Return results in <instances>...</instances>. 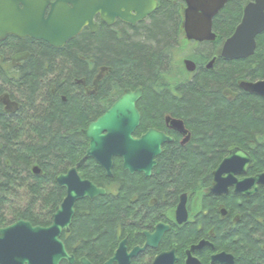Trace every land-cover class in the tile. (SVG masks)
<instances>
[{
	"label": "trees",
	"instance_id": "trees-1",
	"mask_svg": "<svg viewBox=\"0 0 264 264\" xmlns=\"http://www.w3.org/2000/svg\"><path fill=\"white\" fill-rule=\"evenodd\" d=\"M236 1L229 0L214 18L215 31L220 36H230L240 21L241 6L236 7ZM166 8L161 4L149 25L104 29L97 34L81 32L60 49L42 42H35L36 46L31 40L12 42L7 39L0 43V227L17 218L33 225L51 223L55 207L64 197V191L55 185L54 177L67 168L66 163L83 154L87 142L83 129L122 91L117 82L120 73L125 74L127 81L137 82L143 88V97L138 102L142 112L149 94L166 93L168 86L162 85L167 84L163 76L171 57L170 48L173 39L182 37L175 29V14ZM256 42L254 54L242 61L239 74H245L249 79H264V32L257 36ZM21 53L27 55L22 57ZM89 60L93 62L92 70L102 64L112 68L108 78L102 77L91 103L72 89V86L84 87ZM220 74L223 76L218 77L219 83L213 84L222 86L233 82L232 74L224 71ZM153 86L156 87L154 93L150 89ZM215 88L205 80L182 95L183 102L193 107L192 112L207 126L212 125L211 133L218 135L214 138L220 148L224 145L225 135L241 128L246 121L251 126L264 122V100L249 96L238 107H218L215 111L214 102L210 100ZM224 101L229 103L227 98ZM145 124L143 120V129ZM255 132L250 130L248 147L254 154L263 155L254 157V166L264 167V137L255 140ZM201 146L207 150L217 148L211 139ZM174 149L172 154L158 159L152 178L137 184L133 183L132 175L120 170V165H114L115 179L112 181L102 175L93 160L87 161L81 169L82 175L104 184L117 181L118 196L95 198L88 203L91 209L85 210L75 221L78 244L62 236L67 250L77 257L87 256L93 263L102 264L126 233L124 228L129 226L133 208L139 200L144 201L141 211L150 210L147 207L152 203L150 194L157 196V202H160L161 194L165 193L169 198L186 183L198 179L199 170L206 165L203 155L190 145ZM35 167L38 173H34ZM248 219L251 232H262L258 242H264V208L252 209ZM237 235L243 243L238 250L237 264H264V248L259 252L244 247L249 242L253 246L254 242L243 229H239Z\"/></svg>",
	"mask_w": 264,
	"mask_h": 264
},
{
	"label": "flooded vegetation",
	"instance_id": "flooded-vegetation-1",
	"mask_svg": "<svg viewBox=\"0 0 264 264\" xmlns=\"http://www.w3.org/2000/svg\"><path fill=\"white\" fill-rule=\"evenodd\" d=\"M228 1L229 0L225 2L221 9L225 7ZM253 1L254 0H237L235 2L234 5H236V7L241 6L240 21L245 6ZM156 2V9L153 10L148 16L140 21L135 22L134 24L122 21L119 18H115L111 24H107L101 19L100 15L97 14L93 18V21L97 26V30L92 32L89 28L84 27L81 32L97 34L99 30L104 29L117 30V28H137L143 25H149L151 23L150 21L152 15L157 12L161 4L167 7L166 9L168 12L175 14V29L180 31L182 37L173 39V45H171L170 48L171 57L169 56V62L165 67V76H163V79L167 82V84L164 83L162 85V87L164 85L168 86L166 93L159 94L156 92L154 96L149 94L147 101H144L143 103L144 108L142 112V110L138 107V102L143 97V88L139 86L137 82L127 81V78H124L125 74L120 73L117 82L122 88V91L110 104L111 106L125 90L135 91L136 89H141L142 94L139 100L136 102V108L140 113V122L132 133L133 138L138 139L148 130L153 129L170 137L171 141L161 144V153L154 158L156 165L152 168L151 175L148 177H145L142 172L135 171L134 173L130 174L128 171L123 170L122 160L117 156L112 158L110 176L106 175L104 168L98 164L94 158L85 159V161L77 167L78 175L82 179H87L98 187L104 188L105 194L95 196L93 199L83 198L77 200L74 206L75 211L69 226V231L62 232L60 238L62 240V236L65 235L67 240L70 239L72 243L78 244L75 240V228L77 227L75 221H77V218L82 213L86 212L85 210L89 208L91 209V206L88 203L92 202L95 198L106 197L108 195L116 196L117 194L115 186V184L117 185V181L113 182L114 184L112 182L109 184H104L102 182L99 183L93 181L90 178L82 175L81 169L85 167V163L87 161L93 160L96 166L102 171V175L107 179L114 178V165H120V170L132 175L133 179H135L133 183L137 184L138 182H142L143 179L152 178L154 175V168L157 166L159 158L162 156L166 157V155L170 153L172 154L173 150H175L174 148L176 147L190 145L203 155V161L206 163L205 167H202L199 170V178L186 183L182 189L169 198L167 197V194H161V196H159L161 197L160 202H157V196L150 194V202L152 201V203L150 205L148 204L149 206H147L150 210L141 211L144 201L139 200V202L136 204V207L133 208L134 210L131 214L132 217H128V219L130 218L129 226L124 228L126 233H124L123 236L118 240L112 255L102 264H105L113 256L114 252L122 241H125L127 253H130L133 249H138L137 253L129 259V264H153L155 258L158 255L169 252L172 249H174V255L176 257L174 264H186L188 250L191 248V246L197 245L201 241L206 243L199 249L190 252L191 257L195 258L199 264H211V256L220 252L231 254L234 259V264H237L238 250L243 247V243L240 242V238L237 235L239 229H243L246 234H248V236L252 237V241L254 242L253 246L251 242H249L247 243V246L244 245V247H249L256 250L258 249L259 252L264 248V242H258V238L262 232H251V229L249 228L250 224H248V218L250 217L251 210L254 208H264V185H257V191L255 194L245 195L235 192L234 186L228 184L226 179H223V182L226 181V183H223L220 189L218 188L217 183L215 184L214 171L231 151L241 150L251 158V163L247 166L244 173H236L233 175V177L236 179L250 178L257 174L264 173L263 166L262 168L257 167V165L254 166L253 164L254 157H261L263 155L261 153L254 154L249 150L248 147L251 129L256 130V132L253 133L255 140H261L264 137V122L259 121L256 122L257 124L253 123L252 127L250 124L247 125L246 121L241 128L231 130L230 133H227L225 135L226 139H223L224 141L222 140V143H224L223 147L218 148L219 143L214 138L218 135L211 133L212 125L209 124L207 126L202 118L192 112L193 107L187 106L183 102V95L186 93L188 94V89L193 90L198 87L199 82L208 80V82L216 86L210 97V100L214 102L213 110L215 111L218 107L220 109H228L230 107L241 105L244 102V98L249 96L264 100V97L247 92L240 86L242 82L255 83L258 81H264V79L260 78L249 79L248 77H245V74H239L242 72L240 69V65L244 63L242 61H245L250 56H252L256 50V47L253 54L246 58L226 59L221 56V50L229 36L223 37L217 34L215 31L217 27L214 25V18L221 11V9L218 10L211 20V32L214 34V38L202 40L193 38L188 39L186 38L184 31V11L187 7L186 2L184 0H156ZM7 39H10L12 42L31 40L33 45H36L35 42L47 44L42 40H35L29 37H18L11 34L8 35L5 40L0 41V43L5 42ZM67 42L63 46L57 48L48 44L47 45L54 49H60L66 46ZM25 55H27V53H21L22 57ZM91 62V60L88 61L89 65L86 67V71L84 73V87L81 89L79 87L75 88L72 86L73 91H75L76 94L84 95L88 103H91L94 99V95L97 94L99 83L104 77L108 78L110 76V71H112V68L105 64L96 65L95 70H92L93 62ZM223 71L225 74H232L233 82L229 85L222 86L213 84V82L219 83L218 77L223 76L220 74ZM243 71L247 72V70ZM150 89L154 93L156 87L153 86ZM226 98L229 102L228 104H226L224 101ZM157 99L162 101L160 102ZM179 104H181V106ZM148 107L150 109L147 111ZM144 115H146L145 118H143ZM96 118L89 121V123L96 120ZM143 120L146 121L144 129L142 127ZM174 121L179 122L180 126L178 127L177 125H174ZM87 126L84 129H86ZM84 138L87 142L83 154L80 156L78 155L75 161L68 162L71 164L66 163L67 168H62L63 170L57 175L66 173L83 158L88 147V139L85 136ZM207 139H211L212 144L217 148H214V150H207L204 148L202 149L201 145H203L204 141ZM114 179H112V181ZM55 185L58 188L63 189L65 196V189L59 187L56 183ZM249 190H251V188ZM181 202L184 203L186 217L182 222H178L177 209ZM158 225L164 226L166 228L163 230L160 239L156 242L157 244L153 246L152 244H149L152 243L150 235L155 233ZM126 228L129 229L130 232L126 231ZM63 243L66 247V243L64 241ZM68 253L75 257L74 264H81L80 260L82 258L87 259V261L91 264H95L87 256L77 257L74 253L69 251Z\"/></svg>",
	"mask_w": 264,
	"mask_h": 264
},
{
	"label": "water",
	"instance_id": "water-1",
	"mask_svg": "<svg viewBox=\"0 0 264 264\" xmlns=\"http://www.w3.org/2000/svg\"><path fill=\"white\" fill-rule=\"evenodd\" d=\"M184 31L188 39H212V17L227 0H184ZM157 7L156 0H0V41L8 35L29 37L42 40L52 47H61L67 41L78 36L84 27L92 32L97 30L93 21L100 15L107 24L115 18L134 24L148 16ZM264 31V0L248 3L243 11L240 23L226 39L221 56L226 59L246 58L253 54L258 34ZM189 63V62H186ZM240 86L247 92L264 97V81L242 82ZM142 94L141 89L125 90L123 94L96 120L83 130L88 139V147L83 158L66 173L55 176V183L65 189V196L53 213L48 226L33 225L30 221L17 218L14 222L0 227V264H74L75 257L68 253L61 240L62 232H68L74 215L77 200L93 199L104 195L105 189L77 172L85 159L94 158L107 176L111 175L112 158L120 157L122 169L130 174L142 172L145 177L151 175L156 165L154 158L161 153V144L171 138L161 132L150 129L140 138L132 133L140 122V113L136 102ZM174 125L180 126L174 121ZM251 158L241 150L231 151L214 171L215 184L221 189L223 179L233 185L235 192L245 195L255 194L257 185H264V173L250 178L236 179V173H244ZM38 173V168H33ZM251 188V190H249ZM186 217L184 203L178 206L177 221ZM166 227L157 226L150 235L153 246L160 239ZM206 242L191 246L187 252L186 264H199L190 252L199 249ZM133 249L127 253L125 241H122L113 256L105 264H129V259L137 253ZM174 249L158 255L153 264H174ZM81 264H91L82 258ZM234 264L233 256L220 252L211 256V264Z\"/></svg>",
	"mask_w": 264,
	"mask_h": 264
},
{
	"label": "rangeland",
	"instance_id": "rangeland-1",
	"mask_svg": "<svg viewBox=\"0 0 264 264\" xmlns=\"http://www.w3.org/2000/svg\"><path fill=\"white\" fill-rule=\"evenodd\" d=\"M149 109H150V108L148 107V108H147V111H148ZM256 127H257V126H256Z\"/></svg>",
	"mask_w": 264,
	"mask_h": 264
}]
</instances>
